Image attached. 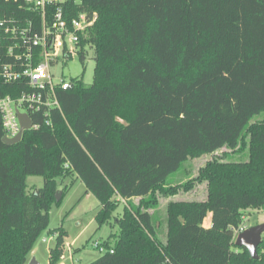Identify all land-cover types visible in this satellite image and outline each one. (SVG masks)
I'll return each instance as SVG.
<instances>
[{"label":"trees","instance_id":"obj_1","mask_svg":"<svg viewBox=\"0 0 264 264\" xmlns=\"http://www.w3.org/2000/svg\"><path fill=\"white\" fill-rule=\"evenodd\" d=\"M24 5L0 0V16L35 17ZM65 6L71 15L97 14L79 52L83 61L92 50V81L69 78L56 91L60 108L30 111L40 126L14 144L3 142L0 117V264H28L51 207L68 190L63 178L75 175L99 203L97 224L118 226L102 241L107 250L87 264H264V236L257 258L234 243L245 211H264V119L249 121L264 112V0ZM17 91L0 81V96ZM223 148L226 159L213 157L195 176L166 183L186 160ZM236 153L246 159H228ZM28 175H40L43 185L27 190ZM202 182L205 198L167 202L162 239L159 198ZM51 232L49 264H57L67 231Z\"/></svg>","mask_w":264,"mask_h":264},{"label":"built area","instance_id":"obj_2","mask_svg":"<svg viewBox=\"0 0 264 264\" xmlns=\"http://www.w3.org/2000/svg\"><path fill=\"white\" fill-rule=\"evenodd\" d=\"M71 1L77 0H24L35 17L0 16V81L18 89L16 94L0 96L1 126L8 138L20 131L18 113L27 114L29 129H36L40 123L32 122L30 111L60 108L56 91L68 88L70 82L56 76L55 69L70 57H79L81 41L97 18L96 12L71 15L65 6ZM84 48L89 51L90 45L85 43ZM244 228L241 224L234 236ZM92 246L102 253L107 250L99 241Z\"/></svg>","mask_w":264,"mask_h":264},{"label":"rangeland","instance_id":"obj_3","mask_svg":"<svg viewBox=\"0 0 264 264\" xmlns=\"http://www.w3.org/2000/svg\"><path fill=\"white\" fill-rule=\"evenodd\" d=\"M88 53L89 54L83 61H81L77 55L70 57L65 64L58 66L55 69L56 76H62L64 79L82 76L84 82L90 83L92 81L94 60L92 58V50ZM261 119H264V112L255 114L249 121L254 122ZM224 150L225 149L223 148L217 150L215 153H204L198 157L186 160L177 171L171 173L167 177L166 183H179L187 180L189 177L195 176L199 167L203 166L213 157H222V159H226V157L222 156ZM228 159H246V154L236 153L231 155ZM25 182L27 190H33L34 188H39L43 185V178L40 175H28L26 176ZM64 185L69 186L67 192L64 194L58 205H53L51 207L49 212V226L43 231L33 246L37 251V258L35 260L39 264H49L47 248L52 247L55 240L54 233L51 231L60 225H62L67 231V236L65 237L62 256L57 264H87L95 260L102 254V252L94 248L92 243L94 241L102 242L111 232H118V226L112 222L111 219L100 226L97 224L94 216L99 208V203L92 194H84L85 186L76 175L63 178L60 187ZM205 197L206 185L204 182L196 183L191 190L180 191L174 196H161L156 208L158 215L163 220L161 238L164 239L165 237L164 219L166 204L168 201L176 199L199 200ZM135 201H138V199H135ZM122 207L123 204L120 203L115 213H120ZM209 220L210 214H207L203 223L206 224ZM261 222H264V211H245L242 225L248 227ZM263 236L264 233L262 237ZM43 238H45V242H42Z\"/></svg>","mask_w":264,"mask_h":264},{"label":"water","instance_id":"obj_4","mask_svg":"<svg viewBox=\"0 0 264 264\" xmlns=\"http://www.w3.org/2000/svg\"><path fill=\"white\" fill-rule=\"evenodd\" d=\"M19 121H20V131L17 133L15 137L8 138L3 135L2 140L6 144H14L21 139L22 133L24 130H28L31 126L30 119L25 113H18ZM61 198V190H57L55 193V200H59ZM264 233V222L248 226L244 228L242 231L236 234L234 238V243L238 246H244L249 255L252 258H257V246L262 240V235ZM28 264H39L35 258L32 256L28 261Z\"/></svg>","mask_w":264,"mask_h":264},{"label":"crops","instance_id":"obj_5","mask_svg":"<svg viewBox=\"0 0 264 264\" xmlns=\"http://www.w3.org/2000/svg\"><path fill=\"white\" fill-rule=\"evenodd\" d=\"M208 214H210V213H208ZM210 220H211V214H210ZM210 220H209L208 222H206V224L203 223V225H204L205 227L210 226ZM54 238H55V236H54ZM45 241H46V240H45ZM45 241L42 240V242H45ZM42 242H41V243H42ZM54 242H55V240H54ZM49 248H50V247L47 248V249H48V262H49ZM31 256H33L35 259L37 258V251H36V249H34V247L32 248V250H31L30 253H29V259H30Z\"/></svg>","mask_w":264,"mask_h":264}]
</instances>
